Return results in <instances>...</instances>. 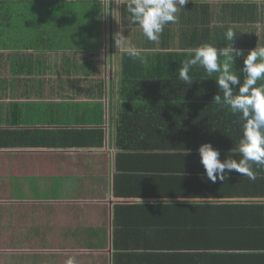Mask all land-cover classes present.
Masks as SVG:
<instances>
[{"label":"crops","instance_id":"0c3cea01","mask_svg":"<svg viewBox=\"0 0 264 264\" xmlns=\"http://www.w3.org/2000/svg\"><path fill=\"white\" fill-rule=\"evenodd\" d=\"M126 3L0 1V264H65L70 256L77 264H170L160 259L169 250L158 238L170 232L152 205L169 210L176 199L154 188L190 167L186 149L160 146L168 128L185 121L174 111L187 102L176 100L171 82L167 99L149 113L123 111L120 75L125 59H136L118 50L114 36L152 63L134 62L132 72H161L172 47L183 45L184 55L167 57L179 70L190 49L230 43L231 28L232 47L243 52L234 58L239 74L248 52L264 46V0H188L157 42L129 23ZM121 133L127 143L148 139L151 147L121 150Z\"/></svg>","mask_w":264,"mask_h":264},{"label":"trees","instance_id":"16d2710c","mask_svg":"<svg viewBox=\"0 0 264 264\" xmlns=\"http://www.w3.org/2000/svg\"><path fill=\"white\" fill-rule=\"evenodd\" d=\"M178 46L172 47L175 49L162 57L169 63L166 71L132 72V63L140 60L131 62L125 59L118 90L120 100L124 101L122 105L127 106L123 111L131 114L149 113L150 104L158 105L159 100L167 99L163 92L171 82L170 87L177 93L176 100L187 102V106L181 109L183 112L174 111V119L185 121L172 124V130L168 128L170 137L160 142L161 147L186 149L188 154H182L183 158L191 160L190 167H181L185 176L172 181L160 179L158 187L161 188H154L157 192L161 191V197L176 199L167 202L170 204L169 210L163 202L152 205L157 212V222L168 227L167 231L170 232L158 235L160 240H166L160 242V248L169 250L160 253V259L170 264H264V166H252L255 179L229 174L227 180L217 179L213 183L207 178L196 151L201 144L210 142L219 150L221 161L228 155L232 156L230 151L241 136V121L237 115L213 103L218 92L214 80L216 75L209 77L202 68L197 67L190 70L191 85L178 79L179 70L171 66V58L167 59L169 54H174V57L185 54L181 49L183 45ZM142 55L145 57L144 63L152 65ZM158 60L154 63L157 64ZM169 72L172 73L169 75ZM190 113L194 116L189 117ZM121 130L123 125H120L118 132ZM123 134L117 135V146L121 150L151 147L152 141L148 139L131 142L127 139V143ZM160 208L165 212H161ZM174 209L185 211V218L178 216L177 212L171 214ZM182 224L186 229L189 225L194 226L190 234L186 235L180 230Z\"/></svg>","mask_w":264,"mask_h":264},{"label":"clouds","instance_id":"9594fccd","mask_svg":"<svg viewBox=\"0 0 264 264\" xmlns=\"http://www.w3.org/2000/svg\"><path fill=\"white\" fill-rule=\"evenodd\" d=\"M187 3L188 0H127L125 6L129 23L137 25L147 40L157 42L165 26L178 21L176 14ZM235 33L231 28L226 31L225 40L230 43L225 47L202 43L190 49L178 74V79L189 85L193 82L189 74L193 67L202 68L209 77L217 74L214 80L218 92L213 103L237 115L241 121V136L230 151L232 156L221 161L219 150L210 142L198 148L200 163L213 183L217 179L227 180L232 171L255 179L253 164L264 166V46L257 44L248 52L238 74L234 58L243 52L232 47ZM114 40L118 50L123 47L129 57L146 62L141 51L130 45L123 35L116 33ZM65 264H77L75 257H68Z\"/></svg>","mask_w":264,"mask_h":264},{"label":"rangeland","instance_id":"374dc122","mask_svg":"<svg viewBox=\"0 0 264 264\" xmlns=\"http://www.w3.org/2000/svg\"><path fill=\"white\" fill-rule=\"evenodd\" d=\"M3 239H4V237H3ZM1 253L5 254L6 252H5V251H3V252H1Z\"/></svg>","mask_w":264,"mask_h":264}]
</instances>
